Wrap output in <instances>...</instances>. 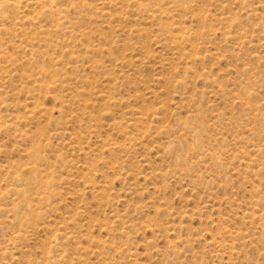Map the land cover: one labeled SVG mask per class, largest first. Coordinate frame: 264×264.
Wrapping results in <instances>:
<instances>
[{
  "label": "rangeland",
  "instance_id": "374dc122",
  "mask_svg": "<svg viewBox=\"0 0 264 264\" xmlns=\"http://www.w3.org/2000/svg\"><path fill=\"white\" fill-rule=\"evenodd\" d=\"M0 1V264H264V0Z\"/></svg>",
  "mask_w": 264,
  "mask_h": 264
},
{
  "label": "bare ground",
  "instance_id": "6f19581e",
  "mask_svg": "<svg viewBox=\"0 0 264 264\" xmlns=\"http://www.w3.org/2000/svg\"><path fill=\"white\" fill-rule=\"evenodd\" d=\"M37 1V0H36ZM55 2H56V0H38V2H36V4H37V6L39 5L42 9H44V8H46V7H48V10L46 11V10H43L44 12L42 13V14H45V13H49L48 15H51V17H55V19L53 20L52 18H50V19H52V23H53V26H55L54 28L57 30L58 29V27H59V29H60V27H63V24L65 23V18L67 17V15H66V13H67V9H61V8H58L57 6H55ZM35 4V5H36ZM12 5H13V3H9V2H6V1H0V18H5V19H7V17L6 16H4V14H2L1 13V11H3V12H7V10H9L10 8H14V6L12 7ZM79 6H80V4H79ZM82 7V6H81ZM47 15V14H46ZM49 17V16H48ZM49 19V20H50ZM1 21V20H0ZM2 22V21H1ZM74 23V22H73ZM68 26L66 27V28H69V29H71V30H73V28H74V25H75V23H74V25H72L71 24V22H68V23H66ZM52 25V24H51ZM50 26V25H49ZM51 27V26H50ZM52 28V27H51ZM65 28V27H64ZM63 28V29H64ZM54 29V30H55ZM62 29V28H61ZM60 29V30H61ZM62 29V30H63ZM23 32H25L24 30L22 31L21 30V34L23 33ZM46 33V32H45ZM45 33H43V34H45ZM47 34V33H46ZM25 35H26V33H25ZM44 36V35H43ZM50 36V35H49ZM48 36V37H49ZM26 37V36H25ZM46 38V37H45ZM44 38V39H45ZM44 41V40H43ZM47 42V41H46ZM44 74V73H43ZM42 74V75H43ZM32 155V154H31ZM33 155H35V154H33ZM37 156V155H36ZM33 157H35V156H33ZM38 157V156H37ZM36 157V158H37ZM36 160V159H35ZM37 160H39V158L37 159ZM33 162H35V161H33ZM40 164V163H39ZM39 164H38V166H39ZM37 166V165H36ZM37 166V167H38ZM35 172H37V171H35ZM25 181V180H24Z\"/></svg>",
  "mask_w": 264,
  "mask_h": 264
}]
</instances>
